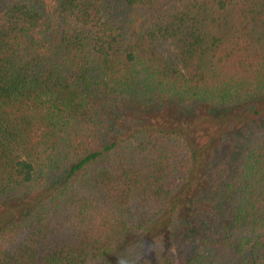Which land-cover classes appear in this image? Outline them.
<instances>
[{
  "label": "trees",
  "instance_id": "trees-1",
  "mask_svg": "<svg viewBox=\"0 0 264 264\" xmlns=\"http://www.w3.org/2000/svg\"><path fill=\"white\" fill-rule=\"evenodd\" d=\"M264 264V0H0V264Z\"/></svg>",
  "mask_w": 264,
  "mask_h": 264
},
{
  "label": "clouds",
  "instance_id": "clouds-1",
  "mask_svg": "<svg viewBox=\"0 0 264 264\" xmlns=\"http://www.w3.org/2000/svg\"><path fill=\"white\" fill-rule=\"evenodd\" d=\"M121 264H123V261H121Z\"/></svg>",
  "mask_w": 264,
  "mask_h": 264
}]
</instances>
